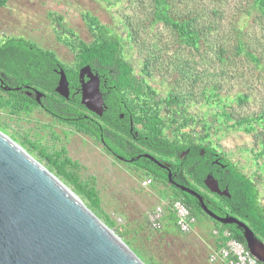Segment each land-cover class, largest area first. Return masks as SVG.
<instances>
[{"label":"rangeland","instance_id":"1","mask_svg":"<svg viewBox=\"0 0 264 264\" xmlns=\"http://www.w3.org/2000/svg\"><path fill=\"white\" fill-rule=\"evenodd\" d=\"M253 2L166 0L168 17L162 18L158 15L157 0H6L0 6V40L6 36H23L52 50L62 63L69 66L75 61L74 51L65 43L61 26L53 23L48 12L62 15L64 26L86 43L93 40V35L81 14L87 11L95 15L101 23L122 36L124 58L131 64L136 77L154 89V99L161 101L169 93L178 94L190 106V114L200 119L208 116L206 120H215L221 125L218 128L219 124H215L210 130L213 144L244 172L262 175L258 186L264 204V155L253 139L261 125L254 123L248 131L233 128L237 116L258 110L264 101V78L257 75L252 63H245L244 56L233 57L221 69L216 61L205 60L200 55L213 56L214 37L229 38L226 48L230 53L233 49L231 39L233 41L239 27L247 39L253 38L255 53L263 52L264 4L258 8L252 6ZM247 8L250 12L245 19L243 14ZM188 18L197 19L195 24L199 29L194 28V34L199 37L197 45L184 40L172 25V21ZM206 27L210 28L209 34L202 35L199 31ZM215 83L219 85L221 95L232 93L245 83L252 98L242 103L234 101L227 106L213 105L208 110L203 99L204 86ZM215 113L220 117H215ZM170 119L163 128L167 138H172L178 129L176 121ZM0 131L55 175L54 167L47 163L40 151L52 153L65 148L66 155L79 164L80 180L94 179L98 207H91L88 200L63 177H57L145 264H208L205 252L196 250L195 241L188 234L151 226L149 213L156 205H166L167 216L171 211L167 204L171 202L173 189L168 184L154 181L143 187L141 181L145 175L141 171L117 160L91 136L54 119L36 106L30 111L11 113L8 105H0ZM203 218L213 224L207 216Z\"/></svg>","mask_w":264,"mask_h":264},{"label":"trees","instance_id":"2","mask_svg":"<svg viewBox=\"0 0 264 264\" xmlns=\"http://www.w3.org/2000/svg\"><path fill=\"white\" fill-rule=\"evenodd\" d=\"M157 1L158 15L167 18L166 0ZM253 1V7L261 8L260 5L264 4V0ZM5 2L6 0H0V6H3ZM249 12L250 8L244 11L245 19L249 17ZM48 16L53 23L61 26L65 43L74 51L73 64L68 66L62 63L52 50L42 48L23 36H6L0 40V69L7 75H14L16 79L22 78L24 83H34L38 89L46 91L47 98L52 97L48 108L51 114L58 118H61V115L70 116L71 119L67 120L76 130L91 136L95 141L103 138V141L115 153L128 158H136L141 153H150L160 162L168 163L172 178L177 183L196 190L203 197L207 207L217 215L232 214L242 219L264 242V204L258 186V180L262 178V175L244 172L236 162L220 152L213 144L210 130L219 123L215 120H206L208 116L200 119L190 114V106L178 94L169 93L161 101L154 99V89L145 80L136 77L131 64L124 58L122 36L101 23L95 15L87 11L81 14L93 35V40L89 43L80 39L72 29L64 26L62 15L49 11ZM196 20V18L175 22L171 20L182 38L193 45H197L199 40V37L194 34ZM241 28L239 27L235 32L233 41L231 39L233 46L230 50L231 54L226 48L230 39L214 37L215 40L212 39V45L215 47L213 56L208 58V54L200 55L205 60L216 61L221 69L233 57L244 56L245 63L249 65L252 63L251 67L258 71L257 75L264 78V51L255 53L256 48L251 42L253 38L247 39L246 33H241L239 30ZM233 29H235L234 26ZM208 31L210 28L206 27L199 32L202 35H208ZM87 64L103 74L107 83L112 86L107 92L103 90L106 92L105 112L102 116L95 115L105 124L96 122L79 112L77 107L84 108V106L79 102L78 96L76 100H71L74 105H70L66 102L65 96L55 89L59 76L53 68L56 66L63 68L70 83L77 84L78 69ZM220 79L224 78L220 77ZM240 85L241 88L226 95H221L218 90L219 85L216 83L205 85L204 104L209 110L213 105L227 106L234 101L242 103L250 100L252 98L250 89L245 83ZM32 103H34L33 99L18 90L10 92V98L0 96V105H8L11 113L26 112ZM120 113L124 114L122 118L119 116ZM229 113L233 116L232 110ZM214 115L217 118L220 117L216 113ZM130 117L134 126L132 132L129 130ZM170 118L176 121L178 129L172 138H167L163 134V128ZM254 123L261 125V129L257 130L253 139L259 144L260 153L264 155V101L260 103L258 110L237 116L233 128L248 131L252 129ZM199 127L200 131H198ZM217 127L220 128L221 125ZM134 132H136V141L129 142L127 137L130 138ZM28 143L31 142L28 141ZM40 153L46 158L47 163L54 167L56 174L63 177L77 193L82 194L91 207H98L99 198L95 193L94 179L80 180L77 172L79 164L77 160L66 155L65 148L54 150L52 153L41 150ZM129 164L145 176H152L154 181L171 186L173 189L171 200L186 198L190 212L196 217L199 215L209 217L203 212L195 196L168 181L165 168L143 156ZM208 174L213 175L219 189L227 190L228 195L212 193L207 189L204 180ZM199 187L207 192L200 190ZM210 219L215 226L229 230L235 239L246 245L242 229L235 224H222Z\"/></svg>","mask_w":264,"mask_h":264},{"label":"water","instance_id":"3","mask_svg":"<svg viewBox=\"0 0 264 264\" xmlns=\"http://www.w3.org/2000/svg\"><path fill=\"white\" fill-rule=\"evenodd\" d=\"M84 73L89 79L86 83ZM79 77L81 104L101 114L103 100L98 78L92 76L89 66L80 70ZM55 89L65 97L69 94L62 69ZM140 156L165 168L168 181L195 196L210 218L242 229L246 247L264 264V242L247 223L232 214L217 215L196 190L172 178L168 163L150 153H141L137 158ZM204 183L211 192L228 195L227 190L219 189L212 175ZM0 264L145 263L57 175L0 131Z\"/></svg>","mask_w":264,"mask_h":264},{"label":"built area","instance_id":"4","mask_svg":"<svg viewBox=\"0 0 264 264\" xmlns=\"http://www.w3.org/2000/svg\"><path fill=\"white\" fill-rule=\"evenodd\" d=\"M153 182L151 176L141 181L143 187ZM174 214V223L181 232H190L197 222L188 207L186 198H179L171 202ZM165 206L156 205L149 213V221L154 229H162L166 218ZM215 243L207 256L208 264H262L254 257L249 249L240 241L235 239L231 232L224 228H214Z\"/></svg>","mask_w":264,"mask_h":264},{"label":"flooded vegetation","instance_id":"5","mask_svg":"<svg viewBox=\"0 0 264 264\" xmlns=\"http://www.w3.org/2000/svg\"><path fill=\"white\" fill-rule=\"evenodd\" d=\"M86 66H89L90 67V73H92V76H94V78H98L99 80V84H98V89L100 91V94H101V97H102V100H103V104L101 105V109H100V112L101 114H95L93 113L92 111H89L84 105V108L82 107H77L79 112H81L82 114H84V116H89L92 120H96V122H100L101 124H105L103 121H101L100 119H98V117H95V115L97 116H102L103 113L105 112L106 108H107V104L105 102V93L108 91V89L110 87H112L111 85H109L107 83V80L106 78L104 77L103 74H100L97 69L91 67L90 65H84V66H81L79 69H78V72H77V84H72L70 83V81L67 79L68 81V88H69V94L68 96H66L65 100L68 104L70 105H74L71 100H76L77 96H78V100L80 102V99H81V92H82V87H81V83H80V77H79V72L81 69H83L84 67ZM55 72H57L58 76H59V70L63 68L59 67V66H56L55 68H53ZM66 78H67V74L65 73V71L63 70ZM83 80H84V83H86L89 79L87 77V74L84 73L83 75ZM92 77V82H93V79ZM24 80L21 78V79H16V77L14 75H7L5 72H3L1 69H0V96H5L6 98H10V92L14 91V90H18L19 92H24L26 95H28L31 99H33V102L32 105L30 106V109L28 111H30L31 109H33L35 106L40 108L41 110H43L45 113L49 114L51 117H53L54 119L56 120H59L60 122L62 123H65V124H68V125H71L67 119H71L70 116H67V115H61V118H58V116H54L53 114H51L49 111H48V108H49V105H50V102L49 101L51 98H47V92L46 91H41L40 89H38L34 83H24L23 82ZM103 90H106L103 91ZM81 103V102H80ZM54 104V102H53ZM71 114V113H70ZM119 116L122 118L124 116L123 113H120ZM72 126V125H71ZM129 130L130 132H132L133 130V123L131 121V117H130V122H129ZM112 129V128H110ZM114 130V129H112ZM104 134V133H103ZM110 136H113L112 134H109ZM127 139L129 140V142H135L136 141V132L133 133V135ZM102 144L103 148L109 152L110 154L114 155L115 158L117 159V156H121L123 159H117V160H120L124 163H127L129 164L131 161L130 159L133 158H128V157H124L118 153H115V151L110 147L108 146L104 141H103V138H101L100 141H98ZM137 158V156H136ZM136 158H133V160H135ZM132 160V161H133ZM211 175V174H210ZM207 177V176H206Z\"/></svg>","mask_w":264,"mask_h":264},{"label":"crops","instance_id":"6","mask_svg":"<svg viewBox=\"0 0 264 264\" xmlns=\"http://www.w3.org/2000/svg\"><path fill=\"white\" fill-rule=\"evenodd\" d=\"M209 175V174H208ZM207 175V176H208ZM212 175V174H211ZM213 176V175H212ZM147 176H145L146 178ZM152 177V176H151ZM153 179V178H152ZM206 179V178H205ZM143 180V179H142ZM205 181V180H204ZM153 182H154V179H153ZM152 182V183H153ZM151 183V184H152ZM148 187V186H146ZM200 188V187H199ZM208 189V188H207ZM200 190L204 191V192H207L205 189H201ZM209 190V189H208ZM210 191V190H209ZM224 191V190H223ZM211 192V191H210ZM213 193V192H212ZM171 197H172V194H171ZM172 199V198H171ZM172 202V200H171ZM171 202H169V204H167V208L170 209L171 211H169V214L168 216L166 215V218H165V225L163 226V229L164 230H167L168 232L169 231H174L177 233L181 231H179V229L177 228V226L175 225L174 223V214H173V211L171 209ZM166 206V205H165ZM172 213V214H171ZM203 217H206L204 215H199L197 217V222H196V225L193 227V229L189 232H182L183 234H188L190 236V239H193V241H195V248L196 250H200L202 252H205V259L207 258L208 256V251L210 248H212L214 246V243H215V236L212 234V230L214 228H218L217 226L214 225V222L209 218L207 217L208 219H210V221H212V225L210 222L207 221L206 218H203ZM246 246V245H245ZM208 250V251H207Z\"/></svg>","mask_w":264,"mask_h":264}]
</instances>
